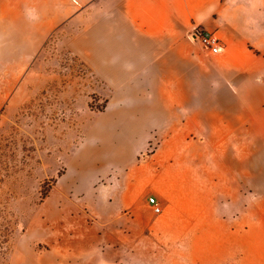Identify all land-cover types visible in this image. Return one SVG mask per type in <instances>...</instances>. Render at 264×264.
<instances>
[{
	"label": "crops",
	"instance_id": "crops-1",
	"mask_svg": "<svg viewBox=\"0 0 264 264\" xmlns=\"http://www.w3.org/2000/svg\"><path fill=\"white\" fill-rule=\"evenodd\" d=\"M56 31L108 87L90 261L264 264V0H0V113Z\"/></svg>",
	"mask_w": 264,
	"mask_h": 264
},
{
	"label": "rangeland",
	"instance_id": "rangeland-1",
	"mask_svg": "<svg viewBox=\"0 0 264 264\" xmlns=\"http://www.w3.org/2000/svg\"><path fill=\"white\" fill-rule=\"evenodd\" d=\"M70 35L37 46L0 113V264H94L98 254L90 221L109 176L92 165L107 136L93 141L91 126L108 87L68 48Z\"/></svg>",
	"mask_w": 264,
	"mask_h": 264
},
{
	"label": "built area",
	"instance_id": "built-area-1",
	"mask_svg": "<svg viewBox=\"0 0 264 264\" xmlns=\"http://www.w3.org/2000/svg\"><path fill=\"white\" fill-rule=\"evenodd\" d=\"M195 30L196 31L192 40L197 42L207 54L217 55L222 53L223 46L214 32L205 28H196ZM148 202L152 206L154 213L160 212V207L158 206V202L155 198L150 197Z\"/></svg>",
	"mask_w": 264,
	"mask_h": 264
}]
</instances>
